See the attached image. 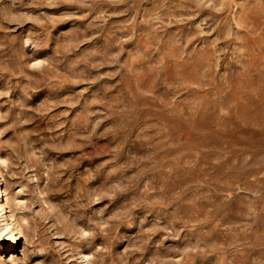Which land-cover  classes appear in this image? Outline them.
I'll list each match as a JSON object with an SVG mask.
<instances>
[{
  "label": "rangeland",
  "instance_id": "obj_1",
  "mask_svg": "<svg viewBox=\"0 0 264 264\" xmlns=\"http://www.w3.org/2000/svg\"><path fill=\"white\" fill-rule=\"evenodd\" d=\"M0 264H264V0H0Z\"/></svg>",
  "mask_w": 264,
  "mask_h": 264
},
{
  "label": "bare ground",
  "instance_id": "obj_2",
  "mask_svg": "<svg viewBox=\"0 0 264 264\" xmlns=\"http://www.w3.org/2000/svg\"><path fill=\"white\" fill-rule=\"evenodd\" d=\"M11 240H12V243H15V238H12Z\"/></svg>",
  "mask_w": 264,
  "mask_h": 264
}]
</instances>
